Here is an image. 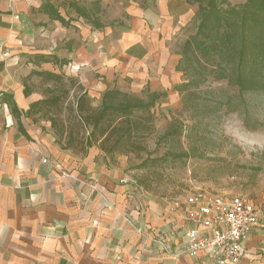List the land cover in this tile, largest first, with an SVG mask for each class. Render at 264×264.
I'll use <instances>...</instances> for the list:
<instances>
[{"label": "crops", "instance_id": "crops-1", "mask_svg": "<svg viewBox=\"0 0 264 264\" xmlns=\"http://www.w3.org/2000/svg\"><path fill=\"white\" fill-rule=\"evenodd\" d=\"M138 1L76 3L102 25L94 28L69 7L72 1L58 8V0H0V264H216L207 250L181 254L184 222L171 204L134 193L119 168L101 162L97 149L84 157L61 150L50 125L26 114L44 98L24 94V77L32 71L74 78L91 99L113 88L177 96L174 87L184 77L172 40L195 18L197 6ZM123 2L126 28L104 26L102 8ZM45 3L69 24L51 20ZM40 26L60 34L46 51L28 45ZM40 55L49 62L36 61ZM242 255L238 264H264V217Z\"/></svg>", "mask_w": 264, "mask_h": 264}, {"label": "rangeland", "instance_id": "rangeland-1", "mask_svg": "<svg viewBox=\"0 0 264 264\" xmlns=\"http://www.w3.org/2000/svg\"><path fill=\"white\" fill-rule=\"evenodd\" d=\"M58 1V8H62L70 1L88 7L92 0ZM228 1L231 5H239L246 0ZM138 2L146 6L152 5L154 0ZM124 6L123 2L121 7L102 8L103 25L124 30L127 20L122 14ZM196 26L194 18L179 29L172 40L175 51H181L184 41L195 33ZM48 32L55 36L48 38ZM51 32L40 26L34 41H28L29 48L33 50L37 45L38 49L46 51L50 45L52 47V38L57 39L60 34L56 29ZM29 61L31 56L27 55L26 64ZM200 61V73L191 70L189 75L195 76L199 85L183 97L178 92L173 98L166 95L153 108V129L139 140L142 150L112 157L99 151L98 158L106 166L119 168L132 191L146 198L162 199L171 204L194 191H204L222 197H243L264 211V90L244 93L240 98L235 86L227 80L215 79L209 74L212 66ZM183 77L186 82L188 76ZM23 83L24 87L44 98L63 95L71 86L73 90L57 107L32 110L29 118L38 124H49L61 150L84 157L78 139L86 132L79 130L77 133L76 122L70 113L79 84L46 81L33 71L24 77ZM143 91L136 96H142ZM230 97L233 100L231 108L224 105ZM88 105L96 108L100 99L89 97ZM71 131L74 140L70 144L67 139ZM61 132L63 136L59 134ZM95 149L90 148L88 153Z\"/></svg>", "mask_w": 264, "mask_h": 264}, {"label": "trees", "instance_id": "trees-1", "mask_svg": "<svg viewBox=\"0 0 264 264\" xmlns=\"http://www.w3.org/2000/svg\"><path fill=\"white\" fill-rule=\"evenodd\" d=\"M186 1L197 6V26L195 33L184 41L180 51L181 60L177 66L184 76H188V80L175 86L174 90L183 97V94L191 92V88L199 85L200 81L189 75L191 70L195 74L200 73V60L206 66H212L209 74L215 79L227 80L228 84L235 86L240 98L244 93L254 94L264 90V0H246L239 5H231L228 0ZM69 7L78 16L88 20L94 28L102 26L97 21H90L89 11L79 8L76 3H70ZM94 9L98 13V2ZM42 10L51 20L62 26L69 24L52 4H43ZM35 60L49 62L48 58L41 55L36 56ZM55 60L60 64L65 63ZM34 73L46 81L78 83L62 74L44 71ZM71 90L73 89L70 86L63 95L32 103L26 114L29 115L32 110L57 107L60 100L66 99ZM78 90L74 95V108L70 107V113L76 122L77 133L79 134V130L86 132V135H81L82 138L78 139L84 156L92 147L108 157L142 150L139 140L152 131V110L165 96L164 93H154L146 89L142 96H136L113 88L102 94L98 107L92 108L88 105L87 92L79 85ZM29 93L30 90L25 87L24 94ZM232 101L231 97L227 98L224 105L231 108ZM12 111L17 113L16 109ZM50 121L52 124L51 119ZM59 134L63 136V132ZM68 136L67 141L71 144L74 140L73 131Z\"/></svg>", "mask_w": 264, "mask_h": 264}, {"label": "built area", "instance_id": "built-area-1", "mask_svg": "<svg viewBox=\"0 0 264 264\" xmlns=\"http://www.w3.org/2000/svg\"><path fill=\"white\" fill-rule=\"evenodd\" d=\"M125 182V181H124ZM184 222L181 254L195 257L209 251L216 264H238L243 243L264 217L262 208L246 198L194 191L171 203Z\"/></svg>", "mask_w": 264, "mask_h": 264}]
</instances>
